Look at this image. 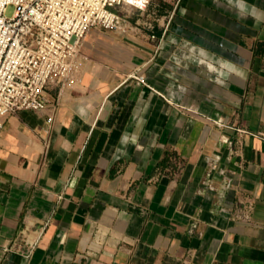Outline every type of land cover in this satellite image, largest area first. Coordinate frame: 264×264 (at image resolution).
<instances>
[{
    "label": "crops",
    "instance_id": "1",
    "mask_svg": "<svg viewBox=\"0 0 264 264\" xmlns=\"http://www.w3.org/2000/svg\"><path fill=\"white\" fill-rule=\"evenodd\" d=\"M48 93L3 118L0 264H264V0H152Z\"/></svg>",
    "mask_w": 264,
    "mask_h": 264
},
{
    "label": "built area",
    "instance_id": "2",
    "mask_svg": "<svg viewBox=\"0 0 264 264\" xmlns=\"http://www.w3.org/2000/svg\"><path fill=\"white\" fill-rule=\"evenodd\" d=\"M151 2L0 0V130L3 118L9 115L48 106L55 109L48 92H63L76 70L89 32L127 34L133 29V17L147 12ZM11 5L15 12L8 17ZM147 27L152 30L155 25L148 22ZM151 38L156 39V35ZM243 218L249 220V213ZM35 246L36 243H28L22 254L30 257Z\"/></svg>",
    "mask_w": 264,
    "mask_h": 264
},
{
    "label": "rangeland",
    "instance_id": "3",
    "mask_svg": "<svg viewBox=\"0 0 264 264\" xmlns=\"http://www.w3.org/2000/svg\"><path fill=\"white\" fill-rule=\"evenodd\" d=\"M14 12H15V6L14 5L9 6L7 9V16L11 17L14 14Z\"/></svg>",
    "mask_w": 264,
    "mask_h": 264
}]
</instances>
